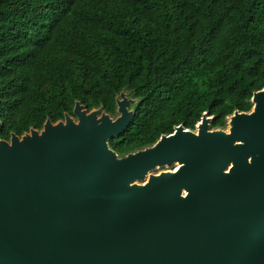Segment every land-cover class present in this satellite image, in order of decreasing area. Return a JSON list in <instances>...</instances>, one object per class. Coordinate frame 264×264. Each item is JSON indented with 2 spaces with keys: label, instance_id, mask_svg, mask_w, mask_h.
Listing matches in <instances>:
<instances>
[{
  "label": "water",
  "instance_id": "1",
  "mask_svg": "<svg viewBox=\"0 0 264 264\" xmlns=\"http://www.w3.org/2000/svg\"><path fill=\"white\" fill-rule=\"evenodd\" d=\"M251 104L124 153L127 92L0 140V264H264V89Z\"/></svg>",
  "mask_w": 264,
  "mask_h": 264
},
{
  "label": "trees",
  "instance_id": "2",
  "mask_svg": "<svg viewBox=\"0 0 264 264\" xmlns=\"http://www.w3.org/2000/svg\"><path fill=\"white\" fill-rule=\"evenodd\" d=\"M262 89L264 0H0V140L127 92L124 153L205 112L223 128Z\"/></svg>",
  "mask_w": 264,
  "mask_h": 264
},
{
  "label": "rangeland",
  "instance_id": "3",
  "mask_svg": "<svg viewBox=\"0 0 264 264\" xmlns=\"http://www.w3.org/2000/svg\"><path fill=\"white\" fill-rule=\"evenodd\" d=\"M110 146L112 147L111 142H110ZM175 168H176V166H172V167H162V168H159V169L154 170L153 173L154 174H159V173H161L163 171L174 170Z\"/></svg>",
  "mask_w": 264,
  "mask_h": 264
}]
</instances>
